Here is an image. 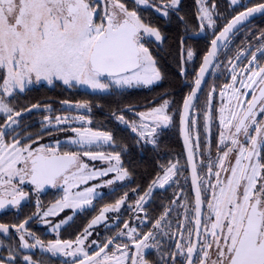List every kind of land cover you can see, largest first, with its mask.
Listing matches in <instances>:
<instances>
[{
	"label": "snow or ice",
	"instance_id": "snow-or-ice-1",
	"mask_svg": "<svg viewBox=\"0 0 264 264\" xmlns=\"http://www.w3.org/2000/svg\"><path fill=\"white\" fill-rule=\"evenodd\" d=\"M134 2L137 8L154 6L150 0ZM197 2L200 5L198 15L201 29L206 26L214 27L212 9L215 5L209 8L207 0ZM238 3L239 0H231L234 6ZM179 4L180 0H166L156 7V11L167 17L170 11L178 9ZM256 14L264 15V3L253 7L245 6V11L234 16L212 39L211 48L203 57L194 80V87L184 98L181 125L188 163L191 166L195 199L191 208L187 198L180 205L184 208V221H177L176 233L172 235L179 234L181 240L186 239L187 242L177 241L175 251L164 253L171 256L172 264H176V259L180 256L184 257L182 264H264V119H258L264 117V64L257 57V52L264 55V46L252 53L242 72L237 73L236 65L231 68V83L225 84L220 93L221 97L227 94L228 99L227 102H222L218 110L221 131L216 145V158L209 159L207 172L203 174L198 171V165L194 162L195 150L200 148L198 132L195 145L192 143V128L196 127L198 121L190 116V109L196 107L194 101L198 99V91L206 72L217 57L219 46L229 40L230 34L242 22ZM145 37L162 41L160 30L145 24L136 8L129 10L122 0H103L102 11L101 0H0V70L3 72L0 113L6 116L4 123L0 125V209L6 206L18 208L21 205L28 193L20 185L26 181L34 185L37 192L46 185H62L63 197L42 214L38 202L37 213L34 214L41 215L43 222L57 231L68 224L73 216L54 225L47 218L57 215V210H84L86 206L92 205V198L100 185L77 191L73 189L109 173L115 175L113 179L105 181L108 185L122 181L129 175L121 164L119 152L105 154L102 151L88 150L93 145L113 142L111 132L84 126L72 127L71 131L75 135L69 142L80 146L78 151H60L59 140L55 145L40 144L39 147H33L43 137L40 134H37L35 140H31L30 134L20 137L14 126L19 125L18 118L24 111H32L40 105L34 104L31 108L16 111L11 99L17 92L22 93L34 80L41 79L47 80L49 84L54 79L60 80L69 87L86 85L102 92L113 85H152L161 79V74L149 48L142 43ZM260 39L264 40V32ZM186 54L188 59L193 57L191 49ZM240 55L238 53L236 59ZM211 99L212 93H209L204 113L206 132L213 118L210 111ZM169 103L165 100L159 107L152 108L147 113H139L142 123H133L132 130L135 132L139 129V136L148 141L156 132L155 126L163 127L171 122L172 118L166 112ZM88 107L87 102L75 105L77 109ZM44 111L50 113L52 110L47 107ZM117 119L128 123L123 115ZM74 120L82 122V125L91 124V120L85 116L57 115L54 120L51 116H44L41 127L42 130L52 127L57 131H64L61 125L70 124ZM10 133L13 138L7 141L5 137ZM22 139H29L31 143H22ZM151 142L154 143V139ZM82 155L92 161H106L109 166L89 169V165L82 161ZM179 167L178 161L169 162L163 168V175H158L149 186V192L173 182L179 173ZM126 196L127 194L114 205H105L74 241L57 239L45 245L26 227L32 217L18 225L0 224V233L7 234L10 227L15 228L20 234V247L39 246L52 256L82 257L78 264H150L145 259V250L160 249L156 230L162 236L170 235L171 224L165 223L171 212L170 207L165 208L153 223L152 230L142 237L137 227L124 222L126 232L121 229L116 235L107 238L102 246H97L98 251L92 254L86 250L91 229L105 220L106 213L118 211L125 203ZM144 200V196H141L136 201V211H144ZM171 203L175 204L176 201ZM205 203L207 215L202 219V205ZM189 212L193 213L191 217ZM189 224L192 226L189 227ZM165 228L169 231H165ZM194 234L198 238L196 241L192 240ZM26 236L34 239L35 243L29 244ZM121 236H127L129 243L117 242ZM92 244H96V241H92ZM112 245L114 247H110ZM213 254L215 259H212ZM8 259H14L12 250L9 251ZM23 259L25 264H44L27 255ZM0 264H5V260L0 259Z\"/></svg>",
	"mask_w": 264,
	"mask_h": 264
},
{
	"label": "trees",
	"instance_id": "trees-1",
	"mask_svg": "<svg viewBox=\"0 0 264 264\" xmlns=\"http://www.w3.org/2000/svg\"><path fill=\"white\" fill-rule=\"evenodd\" d=\"M264 0H251V5ZM184 13L181 16L171 15L164 17L157 14L154 10L147 11L146 7L138 8V15L145 24H149L160 30L162 41L152 49L156 67L159 69L161 79L150 86L136 87H111V90L105 92H92L76 86L69 87L61 83L52 86L36 85L28 87L22 93L17 94L11 99V104L17 111L31 108L34 104L54 103L55 114L81 112L91 120V127L100 131H107L113 134V142L110 148L113 153L119 152L121 155V164L129 173L127 181L118 188L107 192L105 195L96 197L90 207L77 212L73 219L62 227L58 232V237L64 240H75L78 235L83 233L92 218L100 213L105 205H114L121 197L126 196V203L122 205L123 223L127 222L131 207L141 196L145 194L151 182L158 175L163 174V168L169 165V162H179V166L184 160V150L180 139V113L183 100L186 94L191 90L190 82L196 79L198 68L201 64L203 55L209 47V40L219 32L228 20L240 12V7L231 8L227 4L219 6V13L213 15L215 26L207 30V34L201 38H187L185 45V63L187 75L182 77L181 70V38L186 31L184 25H192L195 30L198 26L199 15L196 12V0H184ZM149 9V8H148ZM183 18V20L181 19ZM185 23V24H184ZM264 32V15L260 16L241 27L226 43L219 54L213 69L207 79L194 111H196L197 125L200 134L205 135L204 113L209 100V93L212 89H221L224 84L230 83L231 77L228 73L229 59L234 58L238 53L247 51L248 57L252 56L258 48L264 46V40L260 39L261 33ZM159 53H157V49ZM193 51V57L188 59L187 50ZM234 55V56H233ZM247 57L243 62H247ZM260 59V58H259ZM261 60V59H260ZM232 61V60H231ZM262 62V61H261ZM0 70V78H2ZM186 81V84H184ZM216 96V95H215ZM168 100L169 106L166 112L171 116V122L167 127H156L153 137L145 141L139 136V132L133 131L128 125L132 119L141 121L134 111L143 112L152 108H157ZM68 101V105L64 102ZM87 102L88 108H75L77 103ZM214 103H218V98L214 97ZM137 106L135 109L127 107ZM202 111L199 115L198 111ZM46 111L39 113L38 108L34 111H24L18 118V128H23L26 133L40 134L41 120ZM195 112H193V115ZM123 115L125 121L121 122L117 117ZM195 118L196 116H193ZM200 117H199V116ZM0 117V124H2ZM142 122V121H141ZM155 126V125H153ZM16 127V126H14ZM215 130L214 134H218ZM11 134V133H10ZM37 137V136H36ZM35 137V138H36ZM154 139V143L151 142ZM61 151H78L76 148L62 149ZM210 156H206L209 160ZM163 166V167H162ZM62 190L58 189L52 195L53 199L60 197ZM51 199V200H53ZM23 213V212H20ZM119 225L116 227H120ZM147 228H145L146 230ZM115 230L113 229L111 233ZM111 235V234H110ZM49 236V235H48ZM175 241L172 239L165 246V253L172 252L175 247ZM162 252V251H161ZM161 252L151 251L148 255L150 264H172V258ZM163 256V259L161 257ZM184 257H177L176 264H182Z\"/></svg>",
	"mask_w": 264,
	"mask_h": 264
},
{
	"label": "flooded vegetation",
	"instance_id": "flooded-vegetation-1",
	"mask_svg": "<svg viewBox=\"0 0 264 264\" xmlns=\"http://www.w3.org/2000/svg\"><path fill=\"white\" fill-rule=\"evenodd\" d=\"M183 1L184 0H180V4H179L178 9L170 11L167 18L170 17L171 15H175V16L179 17L184 13L183 11L185 9V6L183 4ZM122 2H124L126 4V6L129 8V10H132L134 8H136V10H138L134 0H122ZM164 2H166V0H150V3L153 4L154 6L146 7L147 11L148 12H149V10L156 11V7H158L160 4H162ZM262 2H264V1L257 2V3H254L251 5L250 4L251 0H245L242 3H238L237 5L234 6L231 4L230 0H207V6L209 8H211V6L213 4L215 5V8L212 9L213 15H215L216 13L217 14L219 13V10L221 8V7L219 8V6H222L224 4H227L231 8L240 7L241 8L240 11H243L245 9V6L251 7L253 5H256V4H259ZM196 5H197V7H196L197 11L196 12H198L200 5L198 4L197 0H196ZM102 10H103V3L101 2V11ZM156 12H157V14L162 15L161 12H158V11H156ZM182 20H183V18H182ZM200 25H201V20H198V26L195 30L192 29V25H190V24L184 25L186 27V29H185L186 31L184 32L182 38L188 34L198 32L200 30ZM210 28L211 27H207V26L205 27V31H206L205 35L207 34V30ZM205 35H203V36H205ZM203 36H201V37H203ZM201 37H199V38H201ZM182 38H181V57H182ZM187 38H190V37H186V39ZM213 38H211L209 40V45H210V41ZM142 43L145 44V47L149 48V51L152 55L150 47L152 49H154L157 46V44L159 43V41H156L154 37H151V38L145 37L142 40ZM156 52L159 53L158 50ZM257 57H258V59L259 58L262 59V62H260V61L259 62L261 64H264V57L261 58L260 55H258ZM181 61H182V59H181ZM247 64H248V62L245 63V66ZM0 81H2V78H0ZM193 82H190L191 86H193ZM191 89H192V87H191ZM250 98H251V95H249L248 99H250ZM219 104H220V102H218L217 104L214 102L211 103L210 111H211V115L213 118L209 122V129L207 130V134H205V135L199 134L200 148L195 150V160H196V164L198 165V171L201 174L207 172V164H208L209 160H206L205 157L210 156L209 159L211 158L212 160H215V158H216V154H217L216 145L219 141V133L221 131L220 122H219V111L218 110L222 104H220V105ZM193 112H194V109H193ZM193 112H192V115H193ZM258 119H264V117H258ZM190 126H191V124L189 125V127ZM22 129H20V131H22ZM215 130H218V132H219L216 135L214 134ZM17 132H18V130H17ZM17 132H16V134H17ZM29 134L31 135V137L35 135L34 133H29ZM29 134H27V135H29ZM23 136H26V134H23ZM39 141L46 142L48 140H43V138H42ZM195 142H196V135H194L192 138L193 145H195ZM183 155H184V160L180 164L179 173L174 178V181L171 182L169 185H166L164 188H158V187L154 188L151 190V192H149V188H148L147 191L145 192V194L146 193H149V194L143 195L145 198V200H144V211H136L135 210L136 202H134V205L130 209V213H129L127 222L129 223L130 226L137 227V229H138V231L142 237L143 234H146L148 231L152 230L153 223L155 222L156 219H158L160 217V215L164 212L165 208H167V207L171 208L170 215L168 216L167 221H165V223L170 222V224H171L170 235L167 237L162 236L160 234L159 230H156V240L160 241V249L159 250L156 248L146 249L145 254L147 257L151 251H156L157 253L162 251L161 253L164 254L165 253V246L170 243L171 239L173 241H175L174 244H176L177 241H180L182 243L187 242L186 239L181 240V237L179 236V234H176L174 236L172 235L173 233H176V230L178 227L177 221H184V208L180 207V205H182L185 202V198H187L188 206H189V208H191L192 203L194 202V199H195V196L193 194V186H192V182H191L190 171L188 168V163H187L185 151H184ZM231 159L234 161V156H232ZM214 171H215V169H214ZM161 175H163V174H161ZM127 179H128V176L124 180L120 181L118 184L113 183L112 185H106L107 190L103 194H101V196L105 195L107 192L112 191V190L118 188L119 186L123 185L124 182L127 181ZM152 182H151V184H152ZM20 187L23 189L24 192L28 193L27 198L21 202V205L18 208L12 207V206H6L4 209H1L0 210V224H7L9 226L18 225V224L22 223L23 221L27 220L29 217H32V219L29 221V223L26 225V227L29 231L35 233V236L38 237L40 240H42L45 243V245H47V243L49 241H55L57 239H60V238H58L57 234H58L59 230L62 227H64L66 224L63 225L59 230L53 231L52 228L49 227L48 224H45L43 222L41 215H34L35 213H37V203L38 202H39L40 211L42 214L43 211H46L51 205H53L57 200H59V198L54 200L52 195L55 194V191H58V189L62 190L60 185H58L56 187H50L46 190L41 189V190H39V192H37L34 185H32L30 182H27V181L24 184L20 185ZM60 194H63V190L61 191ZM51 199H53V200H51ZM174 200L176 201V203L172 204L171 202ZM126 202L127 201H125V203ZM204 211H205V213H207L206 203L204 204ZM20 212H23V213H20ZM145 213H147L146 219H145ZM188 215H189V217H191L193 215V213L189 212ZM105 216H106V220L104 223H102L99 226L91 229L93 231V233L88 237V240L86 241V246H87L86 248H87V251L89 252V254H92L93 252L98 251V247H97L98 245L102 246L103 243H105L107 241V238L116 235V233L121 231V229H124V225L120 226L123 223L122 222L123 221L122 205L118 211H110V212L106 213ZM138 217L140 219H138ZM47 219L53 225L57 223L56 216H50ZM141 221H143V222H141ZM118 225L120 227H118V229H117L116 227ZM191 226L192 225L189 224V227H191ZM162 227H163V225H162ZM145 228H147V229L145 230ZM113 229L115 231L113 233H111ZM164 230L169 231L168 228H165ZM124 231L126 232L127 230L124 229ZM19 235L20 234L18 232H16L15 228H11V227H10V230L7 234L0 233V259H4L5 264H25L23 257L26 255L31 256L32 259L37 261V262L43 261L44 264H73L74 261L77 262L79 259L82 258V257H72V256H63V255L52 256L50 253H43V251L40 249L39 246H37L35 248H22V247H20ZM26 239H27L29 244L35 243L34 239H32L31 237L26 236ZM60 240L63 241L64 239H60ZM192 240H193V237H192ZM72 241H74V240H72ZM92 241H96V244H92ZM117 242L129 243V240H128L127 236H121V237H118ZM155 242L156 241H149V243H155ZM110 247H114V245H112ZM10 250H12L13 257H14V259L11 261H9V259H8ZM173 251H175V247L173 248L172 252ZM44 255H45V257H44Z\"/></svg>",
	"mask_w": 264,
	"mask_h": 264
},
{
	"label": "rangeland",
	"instance_id": "rangeland-1",
	"mask_svg": "<svg viewBox=\"0 0 264 264\" xmlns=\"http://www.w3.org/2000/svg\"><path fill=\"white\" fill-rule=\"evenodd\" d=\"M243 1L245 0H239V3H242ZM231 2V0H230ZM207 22L205 21V24ZM151 26V25H150ZM153 27V26H152ZM161 42V41H159ZM151 49V48H150ZM157 49V48H156ZM158 50V49H157ZM152 52V51H151ZM257 52V51H256ZM240 57L239 59H235L232 57L230 58L229 60H232V63H228L230 64L229 66V70H228V73L230 74V77L232 75L231 73V68L233 67V65H236L237 66V73L239 72H242L244 70V68L248 65L245 66V62H243V60L245 59V57L249 58L247 59V62L251 59V56L248 57V53L247 51H244L242 53H240ZM153 55V54H152ZM260 55L261 58L264 57V55H261V53L257 52V56ZM234 56V55H233ZM153 59H154V55L152 56ZM260 62L262 61V59H258ZM158 82V81H157ZM156 82V83H157ZM56 83H61L63 84L62 81L60 80H56L54 79L53 82L51 84L48 83L47 80H44V79H41L40 81H33L32 84L28 85V87H33V86H36V85H48V86H52ZM229 83V82H228ZM227 83V84H228ZM231 83V81H230ZM0 84H2V81H0ZM64 85V84H63ZM153 85V84H152ZM225 85V84H224ZM76 87L78 88H82V89H86V90H89V91H92V92H102V91H98V90H93L91 89L90 87L86 86V85H75ZM141 86H150V85H141ZM112 87H117L115 85H113ZM125 87H128V86H125ZM131 87H136V86H131ZM111 90V88L109 89ZM107 90V91H109ZM223 90V87L219 90L217 89H212L211 92H212V99H211V103H213V100H214V96L218 98V102H220V104H222V102H227V94L224 96V97H221L220 93L221 91ZM105 92V91H103ZM7 99V98H6ZM219 104V105H220ZM68 105V104H67ZM13 106V105H12ZM54 103H49V104H41L40 107L38 108V111L39 113L41 111H44L45 108L47 107H50L51 110L54 108ZM14 107V106H13ZM15 108V107H14ZM211 109V108H210ZM16 110V109H15ZM35 110V109H34ZM32 110V111H34ZM85 109H82L80 110L81 112H70V113H59V114H55L54 110H52L50 113L46 111V114L44 116H51L54 120L55 116L59 115V116H70V117H75V116H85L86 118L89 119L88 116H86L83 112H84ZM150 109L148 110H143V112L147 113L149 112ZM17 111V110H16ZM195 114L193 116H196V111H194ZM198 114L201 115L202 114V111H198ZM198 115V116H199ZM0 117L3 119L1 120V122L3 123L6 119V116L3 114V113H0ZM200 117V116H199ZM197 118V116L195 117V119ZM41 121V124H42V121H43V118L41 120H39V122ZM130 123H128V125H132L133 123H135L136 125H140L142 122L139 121V120H135V119H132L131 121H129ZM143 123H148L147 121H143ZM1 125V124H0ZM81 126H84V127H91V124H83L82 125V122L80 121H72L70 124H64V125H61V128L65 129L64 131H57L56 129L52 128V127H49V128H46V129H43L41 128V132H42V137H43V140H48L46 142H43V141H39L38 143L34 144L33 147H39L40 144H46V145H55V142L57 140L60 141V145H59V148H60V151L64 148V149H67L69 150L70 148H76L77 150H80V146L78 145H73L71 144L69 141L71 138L74 137V133L71 131V128L72 127H81ZM204 126H205V123H204ZM132 127V126H131ZM157 127V126H155ZM192 126H190L191 128ZM16 128V132L17 134L20 136V137H27L29 133H26L25 131H23V129L20 127L17 129V126L15 127ZM92 128V127H91ZM199 126L196 125L195 128H192V138L194 135H196L197 131H199ZM20 129H22V131H20ZM94 129V128H93ZM205 129V128H204ZM209 129V127H208ZM94 130H98V129H94ZM100 131V130H98ZM205 131V130H204ZM137 132H139V129L137 130ZM206 132V131H205ZM23 134H26V136H23ZM200 134V132H199ZM37 136V134H35L34 136L31 137V140H34L35 137ZM13 138V135L12 134H9L8 136L5 137V139L7 141H11V139ZM31 140L29 139H22V143H31ZM111 143H101L99 146H96V145H93L91 147V149H88V150H91V151H102L104 152L105 154H108V153H113L111 151V148H110ZM81 159L84 163H87L89 165V169H92V168H95V169H103V168H106L108 167V162L106 161H100V160H96V161H92L90 160L88 157H84L83 155L81 156ZM113 163H115L113 161ZM114 173H109L107 176H104V177H97L93 180H89L86 184H81L79 185V188L78 189H73V191H77V190H83L85 187H92L93 185H100V187H97L96 189V194L93 196V201L94 199L97 197V196H100L101 194H103L107 189V186L108 184L105 183V181L107 180H110V179H113L114 178ZM120 181H115L114 184H118ZM60 187L62 188L63 190V186L60 185ZM2 191V190H0ZM64 195V191H63V194H60V197L59 199H61ZM93 204V203H92ZM91 205H88L86 207H89ZM85 207V208H86ZM81 210H76L75 212H73L72 209H64L63 211H59L57 210L58 214L55 215L56 216V220H57V223H59L60 221H63V220H66L69 216H74L77 212H79ZM207 215V213H205V216ZM91 233H93V231L91 230ZM58 235V234H57ZM59 238V237H58ZM87 250V248H86ZM43 253H45L43 251ZM169 256V255H168ZM45 257V255H44ZM170 257V256H169ZM145 259H147L149 261V259L147 258L146 254H145ZM212 259H215V255L213 254L212 256ZM150 262V261H149Z\"/></svg>",
	"mask_w": 264,
	"mask_h": 264
},
{
	"label": "water",
	"instance_id": "water-1",
	"mask_svg": "<svg viewBox=\"0 0 264 264\" xmlns=\"http://www.w3.org/2000/svg\"><path fill=\"white\" fill-rule=\"evenodd\" d=\"M101 2L103 3V0H101ZM262 3H264V2H262ZM253 6H255V5H253ZM253 6H251V7H253ZM243 11H245V9L243 10ZM241 12V11H240ZM238 14V13H237ZM236 14V15H237ZM236 15H234V16H236ZM233 16V17H234ZM260 16H263V15H261V14H256V15H254L252 18H250L249 20H247V21H245V22H242L241 23V25H239L238 26V28L237 29H235L234 30V32L233 33H231L230 34V37H229V39L241 28V27H243L246 23H248V22H250V21H252V20H254V19H256V18H258V17H260ZM232 17V18H233ZM232 18H230L229 19V21L232 19ZM228 21V22H229ZM227 22V23H228ZM226 23V24H227ZM225 24V25H226ZM224 25V26H225ZM223 29V28H222ZM221 29V30H222ZM220 30V31H221ZM219 31V32H220ZM219 32L216 34V35H218L219 34ZM205 33H206V31H205V28L204 29H201V27H200V30L198 31V32H195V33H191V34H188V35H186V36H184L183 38H182V57H181V59H182V65H181V70H180V73H181V75H182V77L183 78H185L186 77V75H187V67H186V63H185V46H184V41H185V39H186V37H190V38H199V37H201V36H203V35H205ZM215 35V36H216ZM215 38V37H214ZM213 38V39H214ZM212 41V40H211ZM211 41H210V45H209V48H208V50H207V52L209 51V49L211 48ZM228 41H225V42H222L221 43V45L219 46V48H218V50H217V57L214 59V61H213V64L209 67V70H208V72H206V74H205V76H204V79H203V81H202V86H201V89L198 91V98H199V96H200V94H201V92H202V90H203V88L205 87V84H206V82H207V79H208V77H209V75H210V73H211V71H212V69H213V66H214V64H215V62H216V60H217V58H218V56H219V54L221 53V51L223 50V48L225 47L224 45L227 43ZM207 52L204 54V56L207 54ZM203 56V57H204ZM202 63H203V58H202V62H201V65H202ZM201 65H200V67H201ZM200 67H199V69H198V71H197V74L199 73V70H200ZM197 74H196V77H197ZM184 84H186V81H184ZM192 87H194V82H193V86ZM192 90V89H191ZM191 90L186 94V96L187 95H189L190 94V92H191ZM185 96V97H186ZM198 100V99H197ZM197 100H195L194 101V103L196 104V102H197ZM184 101V100H183ZM137 106H130V107H127L128 109H135ZM194 109V108H193ZM193 109H190V116H192V112H193ZM134 113L140 118V116L138 115L139 113H141V112H139V111H134ZM182 113H183V104H182V108H181V113H180V139H181V142H182V145H183V149H184V151H185V155H186V158H187V163H188V151H187V148H186V146H185V140H184V135H183V133H182V125H181V115H182ZM148 122V121H147ZM189 125H190V123H189ZM163 127H167V126H163ZM194 162L196 163V160H195V155H194ZM188 168H189V171H190V177H191V166L189 165V163H188ZM193 186V185H192ZM50 187H53V186H51V185H46L44 188H43V190H46V189H48V188H50ZM193 194H194V196H195V192H194V188H193ZM1 210V209H0ZM202 213H203V215H202V219H204V217H205V211H204V205H202ZM99 215V214H98ZM97 215V216H98ZM97 216H95V217H97ZM94 217V218H95ZM106 217V216H105ZM93 218V219H94ZM92 219V220H93ZM91 220V221H92ZM105 220H106V218H105ZM105 220H103V221H101L99 224H97L96 226H94L93 228H95V227H97V226H99L100 224H102V223H104L105 222ZM91 223V222H90ZM89 223V224H90ZM89 226V225H88ZM87 226V227H88ZM86 227V228H87ZM92 228V229H93ZM198 238L195 236V234H194V236H193V241H196ZM74 264V263H73ZM75 264H78V261L77 262H75Z\"/></svg>",
	"mask_w": 264,
	"mask_h": 264
}]
</instances>
